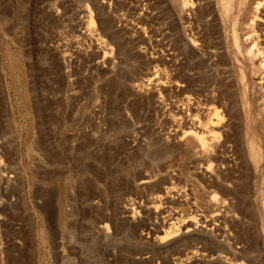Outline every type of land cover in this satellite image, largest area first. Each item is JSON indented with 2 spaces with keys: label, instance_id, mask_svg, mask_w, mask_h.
Here are the masks:
<instances>
[{
  "label": "rangeland",
  "instance_id": "1",
  "mask_svg": "<svg viewBox=\"0 0 264 264\" xmlns=\"http://www.w3.org/2000/svg\"><path fill=\"white\" fill-rule=\"evenodd\" d=\"M252 46L264 0H0V264H264ZM216 115L209 156L167 138Z\"/></svg>",
  "mask_w": 264,
  "mask_h": 264
},
{
  "label": "bare ground",
  "instance_id": "2",
  "mask_svg": "<svg viewBox=\"0 0 264 264\" xmlns=\"http://www.w3.org/2000/svg\"><path fill=\"white\" fill-rule=\"evenodd\" d=\"M89 21L92 22L91 20H89ZM244 41L248 43L250 41V37L249 36L246 37ZM247 51H248V54L250 55V57H252L253 59H257V61H259L258 68L255 71V76L257 78L258 76H260V72H264V60L261 59L259 57V55H257L253 46L248 48ZM188 99H189V97H187V100ZM175 108L177 111L182 112V110L179 107L175 106ZM259 114H260V119L264 122V108L263 107L259 108ZM186 123L190 124L189 130L183 131L180 135L178 133L174 132L172 135H169V137H167V138L171 139V141L174 144L177 143L179 145H183L184 144L183 140L185 139V137L190 136V138H192L194 140V143H195L194 147L197 148L199 150V152H201L202 154H205L207 156L212 154L214 151L220 150V148L224 147V145H223L224 141L223 140L221 141V138L219 139V132H220V130L223 129V127L227 123L222 117L216 115L214 117V119L210 122V124L205 125V126L200 125V123L198 121H196V119H194V118L187 119ZM224 138L228 140L229 137L226 135V136H224ZM190 141H191V139H190ZM249 146H250V148L248 147V149H249V152H248L249 157L248 158L245 154L244 148L242 146L239 147V149L242 152V161H244L245 166H247L248 169L250 168V169H252L253 172H256L258 165L264 161V149L261 148V146L258 142V139L257 140L251 139L249 142ZM249 162H250V165H248ZM206 170L208 171V169H206ZM206 177H207V185L208 186H215L216 185L217 187L222 189L225 194L231 193V190L229 188L225 187L223 185V183L217 182L216 179L211 178L209 175H207ZM148 181L149 180H147V179H143L141 182L147 183ZM172 191L176 195L173 196V198H172L173 200H169V201L177 204L181 201V199H179L177 197L179 192L177 190H175L173 187H169L166 190V192H172ZM211 199H212L211 200L212 201L211 206L212 207L216 206L215 203H213L215 198L213 197ZM231 204H232V201H230V205ZM221 205L223 207H226L224 202ZM191 220H192V218H190L186 221H184V220L180 221L179 220L180 222L178 225H174L175 222H170V226L167 229H162L163 234H162V236H159V237H158V235H155L159 231L157 229H153L152 231L147 232V234H153L155 237H158L161 240V242L168 240L171 237L176 236L178 233H189L190 235H192V236H190L191 240L192 239L196 240V238H198V236L196 234L194 235V233H195L194 231H195V228L197 227L196 226L197 224H196V222H194V223H193V221L191 222ZM199 239H200V237H199ZM236 264H241V263L238 262Z\"/></svg>",
  "mask_w": 264,
  "mask_h": 264
}]
</instances>
